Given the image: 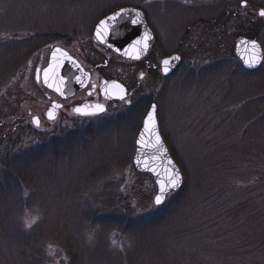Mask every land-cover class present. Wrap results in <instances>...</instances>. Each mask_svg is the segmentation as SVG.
<instances>
[{
  "label": "rangeland",
  "instance_id": "374dc122",
  "mask_svg": "<svg viewBox=\"0 0 264 264\" xmlns=\"http://www.w3.org/2000/svg\"><path fill=\"white\" fill-rule=\"evenodd\" d=\"M241 3L0 0V264H264V61L249 73L235 56L249 37L264 52V18L252 16L264 0ZM233 5L240 18L221 21ZM126 7L182 50L181 67L106 116L43 122L58 99L36 72L56 47L102 61L91 24ZM152 103L184 178L161 207L133 166Z\"/></svg>",
  "mask_w": 264,
  "mask_h": 264
},
{
  "label": "water",
  "instance_id": "95a60500",
  "mask_svg": "<svg viewBox=\"0 0 264 264\" xmlns=\"http://www.w3.org/2000/svg\"><path fill=\"white\" fill-rule=\"evenodd\" d=\"M121 10H126V11L124 12L123 15L119 16L116 21L110 22L109 32L104 36L103 40L99 39L96 35L100 22L95 28L94 36L100 44L111 49L117 55L126 59L141 60L145 57L148 51L149 43L153 39V34L150 31L145 21V16L142 11L128 7V8H122L116 11L115 13H120ZM115 13L111 14L110 16L114 15ZM108 17H106L105 19H107ZM145 32L149 33L150 35V38L146 41L147 43L146 49L144 48L143 43L141 44L136 43L137 41L143 40L145 36ZM253 42H255L256 47L253 46ZM134 45L135 47H133ZM58 49L59 51H57ZM63 53H66L67 56L63 55ZM53 54H55V60L53 59ZM235 54L237 58L240 60L244 70L250 73L259 71L264 61V53L259 43L257 41H251L249 39H241L237 43ZM257 56L260 57L261 62L257 64L255 67H249L245 63L246 60ZM69 57L71 59H69ZM173 57H179V56L174 55L165 59L172 61V63L169 66H167L168 67L167 72L165 71L166 66L163 63L165 60L162 62V73L165 76H168L173 71H175L181 63L180 57L178 60H172ZM49 68H51L52 71L48 73V82L46 83L44 74L45 71H47ZM36 80L41 81L42 85L49 91L54 92L60 97L66 99L76 94L77 92L83 90L87 86V83L89 81V75L83 71L81 66L77 63V61H75L73 57L69 55V53H67L65 50L61 48H55L50 54L48 66L42 72L40 70L36 72ZM49 84H51L52 86L50 87ZM115 85H119L121 88H123L126 99L127 94L124 87L121 86L119 83H115V82L104 83L101 89L102 95L109 100L122 101L119 98L120 89L114 87ZM57 88H59L61 91L60 92L56 91ZM61 92H63V95H61ZM59 107L56 108L53 107L52 109L49 110V111H54L55 119L57 118V109ZM150 109L148 110V112L150 111ZM77 114L85 116V114H81V113H77ZM147 114L144 118L142 127L136 139V150L133 157V165L135 170L140 174L150 175L152 177L157 187V194H159L161 182L163 181L167 183L169 172L173 170H178L181 176L180 185L176 188L168 189L164 202L160 205H155L154 203L156 207H161L165 204L166 199L169 195L173 193H177L182 189L184 185V178L180 168L177 166V164L169 154V151L160 135L159 124L157 120V106H156V123H157L156 132L159 134L162 147L156 144L155 133L145 131V120ZM35 118L38 117H34L32 119V124L34 127H37L36 124L34 123ZM47 118H48V114H47ZM55 119H49V120L54 121ZM142 137H143V142H141Z\"/></svg>",
  "mask_w": 264,
  "mask_h": 264
},
{
  "label": "flooded vegetation",
  "instance_id": "af4514ba",
  "mask_svg": "<svg viewBox=\"0 0 264 264\" xmlns=\"http://www.w3.org/2000/svg\"><path fill=\"white\" fill-rule=\"evenodd\" d=\"M241 8L246 9L247 6H243V3L240 4ZM248 5V3H247ZM138 9V8H137ZM254 9V13L252 14V16L254 17V19L256 17L263 19L264 16L260 15V12L263 10H258L256 7H253ZM140 11H142L144 13L145 16V21L150 29V31L153 34V39L152 41L149 43V48L148 51L145 55V57L141 60H132V59H126L123 58L119 55H117L115 52H113L111 49L103 46L102 44H100L95 36H94V31L96 26L99 24V22L103 19H105L106 17L110 16L111 14L115 13L118 10H115L112 13H107L105 16H102L101 18L97 17L96 19H94L93 23L91 24V28H90V34H88L87 41L89 43H91V45L93 46L94 50H98L100 52H102L104 54V56H106L105 58L101 60H98L97 58L94 57V52L92 50V52H89L87 50L84 51V53L78 55L79 51L76 52H72V51H66L67 53H69V55L71 57H73L75 59V61H77V63L81 66V68L83 69V71L89 75V81L87 83V86L77 92L76 94L64 99L62 97H60L59 95H57L54 92L49 91L50 93L54 94L56 96V98L58 99V101L55 100H50L49 105L45 108L44 112H43V122H46L47 124H54L58 118L60 117V115L62 113H64L66 110H68L70 113V115L72 116V119H84V118H93V117H101V116H106L111 107L113 106H117V105H121V104H126L129 105L130 104V100L133 98V95L136 91H139L140 86L142 85L143 82H151L152 84L154 83V81H167L170 80L171 77L174 76V74L177 72V70L181 67L182 63H183V53L182 50L175 51L174 48L173 49H167L166 45L163 43L164 41H160V37L158 36V31L156 29H154V27L150 24L145 11L138 9ZM223 15L221 17V21H223V19H232L235 20L236 18H240L241 13L239 12V8L238 6H232L230 9L228 8L227 11L223 12ZM99 18V19H98ZM98 19V20H97ZM220 21V20H219ZM254 23V22H253ZM203 24V23H201ZM255 23L253 25V29L255 30ZM249 39L251 41H256L255 38H246ZM170 43H172L169 40H167V46L170 45ZM238 43V42H237ZM236 43V45H237ZM173 44V43H172ZM59 48V47H56ZM171 48V47H169ZM55 49V48H54ZM236 49V47H235ZM177 55L180 57L181 59V63L180 65L177 67V69L175 71H173L170 75L165 76L162 73V62L171 57ZM236 56V54H235ZM50 58V57H49ZM237 58V56H236ZM238 59V58H237ZM115 63L120 64V67H118L117 65L115 66ZM48 64H49V59H48ZM47 64V66H48ZM46 66V67H47ZM45 67V68H46ZM43 68V70L45 69ZM42 70V71H43ZM41 71V72H42ZM119 83L121 86L124 87L126 94H127V98L120 101V100H109L106 99L103 95H102V86L104 83ZM59 105L60 107L57 109V118L54 121H50L47 118V114L49 112L50 109H52L54 106L53 105ZM103 105L106 109V112L101 113V114H97V115H79L76 113L75 109L76 108H84L85 106H89L88 110H92V108L97 105ZM155 104L152 103L150 105V107ZM156 105V104H155ZM157 106V105H156Z\"/></svg>",
  "mask_w": 264,
  "mask_h": 264
},
{
  "label": "snow or ice",
  "instance_id": "6c2138e0",
  "mask_svg": "<svg viewBox=\"0 0 264 264\" xmlns=\"http://www.w3.org/2000/svg\"><path fill=\"white\" fill-rule=\"evenodd\" d=\"M243 6H247V0H242ZM126 10H121L120 13H115L114 15L108 17L105 20H101L100 24L98 26L96 35L99 39L103 40L104 36L109 32V24L110 22H114L118 19L119 16L123 15L124 12ZM139 15V14H138ZM261 16H264V11L260 12ZM135 22V21H133ZM150 38L149 33L145 32V36L143 38V40L141 41H137V44H141L143 43L144 48H147V43L146 41ZM253 46L256 47L255 42H253ZM135 47V45L133 46ZM59 51V49L57 50ZM63 55L67 56L66 53H63ZM53 59L55 60V54H53ZM69 59H71L69 57ZM179 57H173L172 60H178ZM261 62L260 57H253L251 59H248L245 61V63L249 66V67H255L257 64H259ZM165 67V71H168V67L172 61L171 60H165L164 62ZM52 71L51 68H49L47 71H45V82H48V73ZM49 86L51 87L52 85L49 84ZM114 87H117L120 89V95L119 98L121 100L125 99V93L123 88H121L119 85H115ZM56 91L60 92L61 90L59 88L56 89ZM107 91V89H106ZM61 95H63V92H61ZM59 107V105H54V108ZM89 106H85L84 108H76L75 111L77 113H81V114H85V115H97L100 113H104L106 112V109L103 105L97 104L95 105L91 111L88 110ZM48 118L49 119H55V114L54 111H49L48 112ZM34 123L36 124L37 127L40 126V120L39 118H35ZM156 128H157V123H156V105H152L150 111L147 114L146 120H145V131L146 132H153L155 133V141L157 145H160L162 147L161 141H160V137L159 134L156 132ZM141 142H143V137L141 139ZM181 183V176L179 174L178 170H173L171 172L168 173V178H167V183L165 182H161L160 184V189H159V194H157L155 196V200L154 203L155 205H160L164 202L165 200V196L167 194V191L169 188H176L180 185ZM25 195H27V193L25 192ZM35 223V220L32 221H26L25 226L28 228L32 227V224Z\"/></svg>",
  "mask_w": 264,
  "mask_h": 264
}]
</instances>
